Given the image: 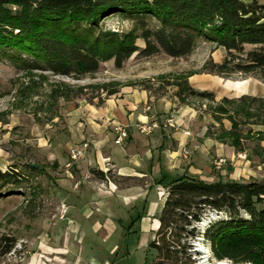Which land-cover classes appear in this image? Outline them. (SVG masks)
Masks as SVG:
<instances>
[{
    "label": "trees",
    "instance_id": "16d2710c",
    "mask_svg": "<svg viewBox=\"0 0 264 264\" xmlns=\"http://www.w3.org/2000/svg\"><path fill=\"white\" fill-rule=\"evenodd\" d=\"M114 16L135 22L139 36L133 31L105 30L103 23ZM149 21L156 23L154 29ZM138 37L145 41L142 50L136 46ZM200 41L227 51L221 64L211 63L210 74L225 79L256 77L264 84V0H0V62L26 73H52L80 81L96 74L102 63L113 60L122 67L138 51L143 57L160 52L186 57ZM247 46L252 49L246 51ZM188 79L180 76L174 83L182 104L189 99L216 102L212 92L193 88ZM215 113L230 119L229 133L234 136L237 116L264 126V98H223ZM231 146L241 147L239 140ZM92 174L104 177L100 171ZM8 179L22 181V175L15 168L0 171V188ZM208 214L216 218L209 217L202 229ZM159 224L148 246L158 264H193L194 245L189 243L197 229L218 260L264 264V181L206 183L196 177H177L168 184ZM13 245V240L3 238L0 258Z\"/></svg>",
    "mask_w": 264,
    "mask_h": 264
},
{
    "label": "rangeland",
    "instance_id": "374dc122",
    "mask_svg": "<svg viewBox=\"0 0 264 264\" xmlns=\"http://www.w3.org/2000/svg\"><path fill=\"white\" fill-rule=\"evenodd\" d=\"M155 26L154 21H149L150 28L154 29ZM103 28L118 33L133 31L138 36L141 33L136 29L135 22L121 16L107 19ZM136 46L142 50L145 41L138 37ZM251 49V46L246 47V51ZM139 52L120 68L115 66L113 60L102 63L96 74L80 81L52 73H26L8 62H0V171L6 173L15 168L22 175V181L8 179L0 188V242L7 238L14 243L11 252L0 258V264H52L48 231L58 213L55 210L56 190L63 188V180L68 179V151L71 148L68 147V114L82 106H102L105 100L118 97L124 91L147 92L152 99L150 105L160 101L170 104L175 111L191 108L200 117L199 131L224 141V144L231 145L232 141L239 140L244 152L232 158L220 157L227 162L223 169H215L214 162L219 159L215 158L204 174L187 173L185 176L196 177L206 183L264 181V128L258 127L262 125L254 124L256 119L247 120L237 116V131L231 136L230 119L215 113L216 106L223 98L237 101L242 96H263L264 84L256 77L237 75L225 79L210 74L211 63L221 64L227 51L203 41L198 43L192 54L181 58H172L163 52L143 57ZM180 76H188L193 88L212 92L216 102L189 99L186 105L182 104L174 84ZM236 82L244 84L242 89L230 86ZM112 91L116 93L109 96ZM225 106L231 108L230 105ZM178 124L176 130L184 127L183 123ZM236 150L238 152L240 148ZM237 160L257 161L261 169L253 163L252 167L257 168L251 175L237 166ZM222 216L225 218V214ZM206 217L211 218V214ZM197 232L189 244H200L202 252H207L210 264H236L229 259L218 260L204 239V233L198 229ZM195 248L198 251L197 247L192 246L190 253L192 262L200 264L203 255L195 252ZM132 250L136 264L159 262L154 260L148 247L145 249L136 244Z\"/></svg>",
    "mask_w": 264,
    "mask_h": 264
},
{
    "label": "crops",
    "instance_id": "0c3cea01",
    "mask_svg": "<svg viewBox=\"0 0 264 264\" xmlns=\"http://www.w3.org/2000/svg\"><path fill=\"white\" fill-rule=\"evenodd\" d=\"M151 101L145 91H124L102 106H82L68 114V147L88 142L90 148L56 190L58 213L48 231L52 264H136L132 248L137 244L147 249L155 237L168 184L187 173L204 174L215 158L244 152L199 131L200 117L191 108L175 111L168 103ZM171 117L184 127L165 126ZM152 121L162 128L150 136L137 131L139 123ZM118 126L131 132L122 145L115 143ZM253 163L257 161L237 160L251 175L254 168L261 169ZM93 170L104 177H95ZM62 204L68 206L64 220L59 219Z\"/></svg>",
    "mask_w": 264,
    "mask_h": 264
},
{
    "label": "built area",
    "instance_id": "2783aa9c",
    "mask_svg": "<svg viewBox=\"0 0 264 264\" xmlns=\"http://www.w3.org/2000/svg\"><path fill=\"white\" fill-rule=\"evenodd\" d=\"M165 126L176 129L179 127V124L175 118H168L165 122ZM137 128L141 134H143L145 136H150L154 133L155 130L162 128V125L158 121L141 122L137 125ZM115 131L118 135L115 143L117 145H122L124 143V141L129 137L128 131L126 128L119 127V126L115 128ZM183 133L186 136L191 135L190 130H185ZM89 148H90V144L88 142L83 143L79 147L70 148V150H69L70 162L68 163V169L72 168L74 163L78 162L81 158H83L85 156V153L87 152V150ZM183 153H184L185 157H188L190 154V152L187 150H184ZM105 163L108 167L110 166V162L108 160H106ZM226 163L227 162H226V160H224V158H219L214 162V167L217 170H221V169H223V167ZM67 212H68V206L66 204H62L61 208H60V217H59L60 220L65 219ZM195 245L196 244H194V247H196ZM195 251H196V248H195ZM208 260H209V258H208ZM198 264H199V262H198Z\"/></svg>",
    "mask_w": 264,
    "mask_h": 264
},
{
    "label": "bare ground",
    "instance_id": "6f19581e",
    "mask_svg": "<svg viewBox=\"0 0 264 264\" xmlns=\"http://www.w3.org/2000/svg\"><path fill=\"white\" fill-rule=\"evenodd\" d=\"M230 86H233V87H236V88H240L242 89L241 87H243V84L242 83H231ZM210 218L209 217H205L203 218V221L202 223L200 224L202 228H204L208 222H209ZM197 247V252H200L202 253V257L200 258V264H210L209 261H208V255L206 254L207 252H202V248L200 246V244L196 245ZM216 264H229L228 262H220V263H216Z\"/></svg>",
    "mask_w": 264,
    "mask_h": 264
},
{
    "label": "water",
    "instance_id": "95a60500",
    "mask_svg": "<svg viewBox=\"0 0 264 264\" xmlns=\"http://www.w3.org/2000/svg\"><path fill=\"white\" fill-rule=\"evenodd\" d=\"M33 166L36 167V168L38 167V165H33ZM215 214H216V213H215ZM215 218H216V215H212V214H211V220H214ZM211 220H209V222H210ZM196 252H197V251H196Z\"/></svg>",
    "mask_w": 264,
    "mask_h": 264
}]
</instances>
